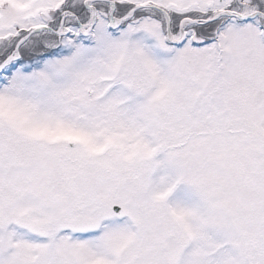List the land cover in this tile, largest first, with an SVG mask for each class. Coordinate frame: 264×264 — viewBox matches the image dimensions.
<instances>
[{"label": "snow or ice", "instance_id": "6c2138e0", "mask_svg": "<svg viewBox=\"0 0 264 264\" xmlns=\"http://www.w3.org/2000/svg\"><path fill=\"white\" fill-rule=\"evenodd\" d=\"M0 264H264V0H0Z\"/></svg>", "mask_w": 264, "mask_h": 264}]
</instances>
